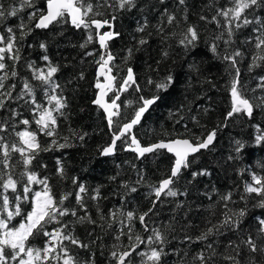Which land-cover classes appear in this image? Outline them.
Masks as SVG:
<instances>
[{
    "label": "trees",
    "instance_id": "trees-1",
    "mask_svg": "<svg viewBox=\"0 0 264 264\" xmlns=\"http://www.w3.org/2000/svg\"><path fill=\"white\" fill-rule=\"evenodd\" d=\"M34 2L35 7L46 8L45 0ZM98 2L103 3V0H92L94 5ZM109 2L115 6L116 0ZM20 3L21 0H0L6 13L13 7L19 9ZM231 6V0H185L184 5L179 4V0H136L135 7L130 9L113 12V9L103 7L99 10L106 18L111 19L113 14L116 15L114 28L115 32L120 33L109 41L107 50L101 47L95 32L93 42L82 48L88 30L77 29L69 22L54 24L48 29H35L22 41H18L21 57L19 61L14 62L6 57L8 68L5 71L9 73V78L4 81L5 90L9 85L15 84L12 92L15 97L27 80L35 89L36 101L45 106H48L46 86L34 78L27 65L34 63L37 67H44L47 62L42 60V56L47 55L51 63L59 68L53 77L60 85L56 94L66 99L67 106L63 109V115L56 113L58 139L63 143L62 138L68 137L72 146L40 152L33 161L31 170L41 178H49V185L57 199L65 193H72L64 202V207L75 209L77 216L66 215L62 222L69 224L73 234L89 245L88 248H81L64 242L77 260L91 259L95 264H115L110 255L113 245L120 244L121 250H124L130 242L127 235L116 240L122 225L117 221L108 228L107 223L111 222L109 213L117 210L132 211L137 215L147 212L156 199L152 186H158L163 179L168 178L174 165V157L165 150H157L143 157L126 150L130 144V136L122 138L123 142L118 141L115 155H101V150L112 142V133L117 131L116 126L109 127L105 112L94 103L98 93L96 84L102 81L98 76V61L101 55L106 58L108 51L115 57L112 65H115L113 73L117 80L125 77L126 69L131 67L136 74V85H139V89L133 85L122 94L119 100L122 117L114 119H119L121 124L128 122L142 106L141 97L149 99L159 96L140 125L135 128V135L143 145L178 137L196 142V137L203 139L211 131H216L214 144L191 156L189 167L174 182V190L186 195H162L153 212L145 218L148 231L144 230L138 219L131 222L132 233L145 241L133 252L131 264H144L140 253L149 252L150 247H160L147 243L154 228L160 229L167 237V242L162 246L166 254L162 255L160 264H200L194 258L201 251L206 256L211 255L208 243L213 245L216 253L208 264H231L225 259L228 255H235L233 249L228 247L230 241L241 244L251 234L258 243L261 242V238L257 236L259 225L256 218L264 217V209L253 207L259 197L255 193H246L245 185L255 186L253 173L264 178V140L257 143V138L264 136V107L256 106L260 103V98H264V88L259 86L261 77H264V61L256 60V66H253L254 58L264 55V52L256 47L259 33L255 29L260 26L257 23L234 28L231 41L225 43L229 39L225 19L217 13L220 9ZM31 11L32 8H24L18 11L17 16L6 14L0 20V32L6 34V28L12 27L19 37L18 26L22 21L29 23ZM169 14L176 16L172 24L167 22ZM213 17H216L219 24ZM248 18H259L264 22V6L254 9ZM145 22L147 27L144 32L137 31ZM34 23L35 21L29 26L34 27ZM189 26L196 27L199 39L194 46L186 47L180 40ZM220 36L223 38L217 39ZM140 39L147 40V43L140 45ZM41 42L47 45L46 51L40 48ZM213 44L216 45L215 52L212 50ZM129 49H132L131 56L128 54ZM237 50L242 53L237 58L240 70L238 89L242 91L244 98L253 103L254 111L251 117L239 113L227 118L232 107L230 86L236 73L223 56L231 55ZM89 52L93 55H86ZM13 70L17 72L15 77H11ZM2 75L4 72L0 71V76ZM169 75L173 78L171 85L167 90L158 91L156 83ZM116 87H119L118 83ZM112 97L113 92L109 96L110 100ZM28 100L29 96L18 101L8 100L6 108L0 109V122L8 124L7 130L0 132V136L9 144L19 143L15 132L25 129L38 131L34 122L38 114L32 111L31 103L25 102ZM13 110L19 115L14 117ZM23 119H28L30 124L26 126L20 123ZM85 133L87 135H84L83 140L79 139ZM38 139L42 146H47L53 138L38 132ZM236 141L244 144L239 153L235 151ZM19 160V153H13L10 163L15 165L13 171L17 176L24 170L23 164L18 163ZM58 160L65 169L64 177L57 173ZM202 169H206L210 175L193 179L192 173ZM74 177H78L79 183H83L88 189L83 194V208L75 198L78 188L72 182ZM32 188L41 190L40 185L34 184ZM131 188H136L137 191L132 192ZM96 189H99L100 195L94 200L92 196ZM227 193L232 194V199L228 202L221 199ZM8 195L13 197L10 190ZM20 195L23 196L22 190ZM241 197L245 199L242 200ZM31 207L30 194L27 202H21L22 215L15 217L10 227L18 226L24 215L31 211ZM241 208H247L249 214L239 231L224 230L221 234L210 236L207 241L195 240V237L223 219L225 212ZM85 209L96 224L77 221L78 216L86 214ZM101 216L105 219L102 220ZM120 219L125 221V225L128 224L126 218ZM56 227L55 223H51L47 225V230L51 232ZM124 231L127 232L128 228L124 227ZM186 236L193 239L188 241ZM47 240V237L41 235L30 239L29 244L43 248ZM250 255L255 264H264V256L250 254L246 246L241 244V264H248ZM52 264L57 262L52 261Z\"/></svg>",
    "mask_w": 264,
    "mask_h": 264
},
{
    "label": "snow or ice",
    "instance_id": "snow-or-ice-1",
    "mask_svg": "<svg viewBox=\"0 0 264 264\" xmlns=\"http://www.w3.org/2000/svg\"><path fill=\"white\" fill-rule=\"evenodd\" d=\"M46 8L41 9L35 7L34 0H21L20 8H11L7 13L4 10V6L0 4V20L4 19L7 15L17 16L18 11L24 8H32L33 11L29 13L28 24L20 23L19 30L20 35L17 36L12 27L6 28L5 32H0V71L4 72V75L0 76V109L6 108V101L8 100H23L25 96H29L30 100L25 101L33 105L32 111L37 113L38 116L34 122L37 125L38 131H29L25 129L23 131L15 132V135L19 138V143L9 144L4 140L3 136H0V264H52V261H56L59 264H95L94 260L79 261L69 252V247L64 242L67 241L70 245L78 246L81 248H88L89 245L81 242L70 229V225L63 223V217L71 214L77 216L75 209H69L64 207V202L72 196V193H65L57 199L52 192L49 185V178H41L38 173L31 170L33 161L39 155L40 152L52 151L54 149H65L71 147L68 137H63V143L59 142V133L57 132V115L56 113L63 115V109L66 108L67 102L62 95L56 94V90L60 88V85L53 79L54 75L58 72V66L51 63L47 55L42 56V60L47 62L44 67H37L34 63H29L27 66L31 69L33 76L36 80L40 81L42 85H45V96L47 98L48 106L40 104L35 99V89L32 84L25 80L21 92L13 97L12 92L15 90V84L9 85L8 89L5 90L4 81L9 78V73L5 71L8 65L5 63L6 57L14 62L20 60V47L18 41H22L27 35H30L35 29H48L50 26L58 23H71L75 28H83L88 30V34L82 48L93 42L95 32L98 37V42L102 48L108 49V41L120 35L119 32L109 30L100 33V29L106 26L112 29L116 15L113 14L111 19L104 16V13L99 9L103 7L116 10H124L135 7L136 0H116L115 6L109 2V0H103V3L93 4L92 0H45ZM179 4L184 5L185 0H179ZM231 7L222 8L218 11L217 15L225 19V30L228 34V43L231 41L233 36V29H239L252 23H257L260 26L255 29L259 35L256 37V47L264 52V22H261L259 18L250 20L248 15L256 8L264 6V0H231ZM101 17V18H97ZM186 19V16H185ZM201 19H206L201 17ZM176 20L174 14L168 15V24H172ZM216 20V17H213ZM35 21L34 27L29 25ZM219 24V21L216 20ZM147 27L145 25L138 28L137 31L144 32ZM175 35V33H173ZM223 36L217 37L222 39ZM199 39V34L195 26L187 27L183 33V39L180 40L182 45L194 46L195 42ZM140 45L146 44L147 40L140 39L138 41ZM41 49L46 51L47 45L43 42L39 45ZM213 52L216 51V45H212ZM129 56L132 54V49L128 50ZM86 55H93L89 52ZM167 55V53H165ZM242 53L237 50L231 55H224L223 59L230 62V66L235 69V76L231 82L230 95L232 101L231 110L227 113V118L233 117L235 114L244 113L248 117H251L254 111V105L249 99L244 98L242 91L238 89L239 85V74L240 70L237 67L238 57H241ZM115 57L110 51L105 55L100 56L99 64V75L106 77L104 83L99 81L96 87L99 88V98L94 101L95 104L99 105L106 112V119L110 128L116 126L117 131L112 133L113 139L109 146L101 150V155L107 156L113 154L116 147L117 141H122V138L130 136L129 147H134V151L143 156L145 153H151L158 149H167L168 152L174 153L175 160L174 166L171 170V174L168 178L163 179L158 186L153 187V193L156 199L152 202V208H149L147 212L137 215L132 211L123 212L117 210L109 213L111 222L107 223V227L111 228L112 224L119 221L122 225L120 235L116 237V240H120V236L127 235L129 239V246L124 250H121L120 244H114L113 250L110 255L115 261V264H131V256L133 252H136L140 244L145 243L144 239L139 235L132 233L131 222L134 219H138L145 231H148V225L145 223V218L153 212L156 206V202L160 200L161 195L167 197H176L178 195H186V193H179L174 190L175 180L182 174V171L189 167V156L199 153L202 149H209L210 145L213 144L216 137V131L213 130L206 138L201 139L196 137V142L193 143L190 139H173L168 142L160 141L157 144L151 146L142 147L140 142L136 139L135 135L132 134V129L135 125L139 124L144 113L148 110L149 106L154 104L159 96H154L151 99H144L141 97L142 106H140L134 113L133 117L126 123H120L119 119L122 114L120 112L121 105L117 103L120 99L119 93L126 91L129 87L136 85L135 75L133 69L128 67L126 69V76L117 80V76L112 75V70L115 65L110 62L114 61ZM256 60L264 61V55H260L253 60V66H256ZM17 76L15 70L11 71V77ZM82 76V74H81ZM173 78L171 75L165 78V80L156 83L158 91L167 90L171 85ZM261 88H264V77H261ZM119 87H116V84ZM149 83H152L149 80ZM139 89V85H136ZM115 89V91H114ZM109 92H113V97L109 103L105 97ZM257 107H264V98H260V103ZM12 115L18 116L19 113L13 110ZM23 125H29L28 119L20 121ZM8 127L7 122H0V132L6 131ZM38 132L43 133L53 139L47 146H42L38 139ZM86 133L79 136V139L83 140ZM264 140V136L257 138V143ZM244 148V144L241 141H236L235 151L239 153ZM13 153H19L20 160L18 163L23 164L24 170L17 176L13 171L15 165L10 163ZM232 159V157H229ZM57 173L64 177L65 169L63 164L58 160ZM210 175L206 169H202L199 172H193L192 177L195 179L197 176ZM115 179V177H113ZM254 184H246L245 192L248 194L255 193L259 197L258 202L253 205L254 208L264 209V178L257 177L255 173L252 174ZM73 184L77 186L78 191L76 193V201L83 208L84 195L88 189L83 183H79V178L74 177L72 180ZM40 185L41 190H34L32 185ZM20 185V188H18ZM9 190L13 194L10 198L8 195ZM22 190L23 196L20 195ZM132 192H136V188H131ZM31 194L32 207L31 211L24 215V219L19 223L18 226L10 227L11 221L22 215L21 202H27L29 195ZM99 189L95 190V195L92 199L99 198ZM224 201L228 202L232 199V194L227 193L221 197ZM242 200L245 197H241ZM227 208V203H225ZM84 216H78L77 221L80 223L88 222L90 224H96V221L92 219L90 214ZM249 214L247 208H241L236 211L229 210L224 213L223 219L212 227L207 228L199 236L195 237L196 241H207L210 236L221 234L222 231H239L243 224L245 217ZM121 217L126 218L128 224L125 225V221L120 219ZM101 219H105L101 216ZM257 223L259 225L257 236L261 238V242L258 243L257 239L251 234L246 239L241 241V244L246 246L250 254L258 253L264 256V217H257ZM55 223L56 228H53L51 232L47 230V225ZM103 227V225H101ZM124 227L128 228V231H124ZM153 235L147 238V243L151 245H160L157 247H150L149 252L140 253L144 264H160L162 255H165L163 245L167 242V237L160 229H152ZM43 235L48 240L43 248H37L29 244L30 239H34L38 236ZM186 240L191 241V236H186ZM135 241V242H133ZM241 244H233L229 242L228 247L232 248L235 255H228L225 257L226 260L230 261L231 264H241L239 259ZM207 248L212 250L211 255L206 256L203 251L197 254L194 258L198 260L200 264H208L211 260L212 255H215V250L211 243L207 244ZM6 252L10 254H6ZM146 258V259H144ZM248 264H255L252 256H249Z\"/></svg>",
    "mask_w": 264,
    "mask_h": 264
},
{
    "label": "water",
    "instance_id": "water-1",
    "mask_svg": "<svg viewBox=\"0 0 264 264\" xmlns=\"http://www.w3.org/2000/svg\"><path fill=\"white\" fill-rule=\"evenodd\" d=\"M105 28H107V30H105L104 32L109 31V30H113V31H115L114 26H113L112 29H109L107 26H106ZM105 28L99 30L101 34L103 33L102 31H103ZM115 38H116V37H115ZM113 39H114V38H113ZM113 39H112V40H113ZM110 41H111V40H110ZM108 43H109V41H108ZM103 49H104V48H103ZM104 50H105V49H104ZM110 63L112 64V62H110ZM133 72H134L135 80H136V74H135L134 69H133ZM111 74L114 75L113 70H112V73H111ZM98 76H99L100 78L103 79L100 83H104V82L106 81V77H104V76H100V75H99V68H98ZM114 90H115V89H114ZM100 91H101V90L98 88V93H97V98H96V99L99 98ZM124 92H125V91L119 93L120 98H121V96H122V94H123ZM111 93H112V92H109L108 95L105 97V99H106L109 103L111 102V100H110V98H109V96H110ZM144 99H146V98H144ZM149 99H151V98H149ZM119 100H120V99H119ZM119 100L117 101V103H119ZM156 102H157V100H156ZM156 102H155V103H156ZM155 103H154V104H155ZM154 104H152V105L149 106L148 110L144 113L143 117L141 118L140 123L142 122V120L144 119L145 115L149 112V110L152 108V106H153ZM102 109H103V108H102ZM103 111H104V109H103ZM104 112H105V111H104ZM105 115H106V112H105ZM140 123L137 124V125H135V126L133 127V129H132V134H133V135H135V128H136V126L140 125ZM135 137H136V135H135ZM136 139H137V137H136ZM175 139H189V138L178 137V138H175ZM137 140L139 141V139H137ZM171 140H173V139H171ZM171 140H162V141H164V142H168V141H171ZM190 140H191V139H190ZM139 142H140V141H139ZM159 142H160V141L155 142V143H152V144H148V145H143V144L140 142V145H141L142 147H147V146H151V145H153V144H157V143H159ZM214 142H215V139H214ZM214 142H213V144H214ZM193 143H195V142H193ZM110 144H111V143H110ZM110 144H109V145H110ZM117 144H118V141L116 142V147H115V151H114V153H113V154H110V155H107V156H113V155H115L116 150H117ZM213 144H212V145H213ZM109 145H108V146H109ZM212 145H210V146H212ZM134 147H135L134 145H133L132 147L127 146V147H126V150H128V151H132V152L136 153L139 157H143V156H145L146 154H150V153H145L143 156H140L139 153H137L136 151H134ZM158 150H165V151H167V149H158ZM155 151H157V150H154L153 152H155ZM201 151H203V149H202ZM201 151H200V152H201ZM167 152H168V151H167ZM151 153H152V152H151ZM168 153L171 154V155L174 157V160H175V155H174V153H171V152H168ZM196 154H197V153H196ZM196 154H194V155H196ZM191 156H193V155H190L189 158H190ZM173 166H174V165H173ZM162 195H163V194H162ZM162 195H161V196H162Z\"/></svg>",
    "mask_w": 264,
    "mask_h": 264
}]
</instances>
